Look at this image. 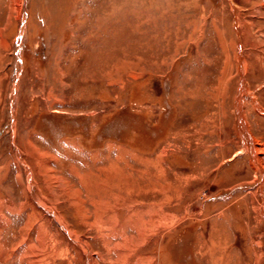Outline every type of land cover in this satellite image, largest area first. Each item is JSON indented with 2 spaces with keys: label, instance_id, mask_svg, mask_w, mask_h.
<instances>
[{
  "label": "rangeland",
  "instance_id": "374dc122",
  "mask_svg": "<svg viewBox=\"0 0 264 264\" xmlns=\"http://www.w3.org/2000/svg\"><path fill=\"white\" fill-rule=\"evenodd\" d=\"M263 183L264 0H0V264H264Z\"/></svg>",
  "mask_w": 264,
  "mask_h": 264
},
{
  "label": "crops",
  "instance_id": "0c3cea01",
  "mask_svg": "<svg viewBox=\"0 0 264 264\" xmlns=\"http://www.w3.org/2000/svg\"><path fill=\"white\" fill-rule=\"evenodd\" d=\"M245 148H246V146H245ZM241 149L242 150H238L235 154L246 152L245 149H243V148H241ZM246 153L249 155V152H246ZM133 160L136 163H139V164L141 163V165L146 167V170L142 169V171H143L142 174L149 173L150 171H148V169L153 168V165H154V159L153 158H144L143 156L142 157L137 156V154H133ZM150 177L151 176L149 175L147 178L150 179ZM117 184H118V187H120L121 183H117ZM27 185L30 186L29 184H27ZM123 186H126L127 189L131 188V190L128 189L126 191V193H130L132 195V197H138V198L141 196L147 197L149 202L146 203L147 206H145V211H143L144 213L146 212L145 214L139 213V214H141V215H139L133 211L131 213H127V215H125V217H122V219L119 223V227L121 230V232L119 234L123 235L125 233L122 230L126 226L130 227L131 229H134L135 232H133V233H135L138 236H141V235L143 236V235H148V234H149V236H153V235L162 236V235H165L169 229H173L172 228V226H173L172 221H170L171 216L168 214V209L171 206V202H170L171 198L168 195L170 185L168 183L161 184V188L159 189V194H161L163 197H161L160 195H159V197L156 196V192H155L156 188L154 187L155 186L154 183H150V182L149 183H125V185H123ZM263 186H264V183L261 187L263 188ZM141 201L142 202L140 204L144 205V203H145V202H143L144 200H141ZM178 204H179V202L177 204H175V206H174L176 209H179V206H177ZM39 206H41V205H39ZM122 210H125V208ZM115 212L116 213H115L113 219L117 222L119 220V215L117 214V211H115ZM182 217H183L182 214H180L179 217H176L175 221H177V222L175 224H178L179 223L178 221H181ZM148 218H149V220L153 219L150 223V229L148 228L149 231L151 230L150 233H149V231H145V228H141V225H143V224L145 225L146 221H148L147 220ZM158 218H159V220H157ZM141 219H143V220H141ZM163 219H164V221H163ZM157 223H158V225H157ZM153 224H154V226H153ZM66 232H67V230H66ZM67 235L70 236L68 234V232H67Z\"/></svg>",
  "mask_w": 264,
  "mask_h": 264
},
{
  "label": "bare ground",
  "instance_id": "6f19581e",
  "mask_svg": "<svg viewBox=\"0 0 264 264\" xmlns=\"http://www.w3.org/2000/svg\"><path fill=\"white\" fill-rule=\"evenodd\" d=\"M20 6V5H19ZM19 8V7H18ZM21 39V38H20ZM20 39L18 40L19 42H18V48H19V50L18 51H20V53H21V48H22V46H21V42H20ZM242 91V90H241ZM243 92H245L244 91V89H243ZM243 94V93H242ZM244 95V94H243ZM238 98H239V96H238ZM240 102V100H238V103ZM241 105V104H240ZM240 108V106L238 105V109ZM240 131H241V135H242V137L244 138V146H246V149H249L250 150V143H251V140H250V138H249V136L247 135V132H246V130H245V128H244V125L243 124H241V126H240ZM166 190V189H165ZM166 201V200H165ZM166 216V215H165ZM164 218V217H163ZM166 218V217H165ZM157 220H159V218L157 219ZM163 221H164V219H163ZM151 222V221H150ZM166 222V221H165ZM138 223V222H137ZM164 223V222H163ZM157 225H158V223H157ZM133 226V225H132ZM153 226H154V224H153ZM162 226V225H161ZM137 227V226H136ZM156 228V227H155ZM158 228V227H157ZM150 229V228H149ZM153 230V229H152ZM168 230V229H167ZM140 231V230H139ZM151 231V230H150ZM150 231H149V233H150ZM171 230L169 229L167 232H170ZM142 232V231H141ZM140 232V233H141ZM145 234V233H144ZM149 235V234H148ZM149 237V236H148ZM162 240V239H161ZM164 252V251H163ZM165 253V258L167 257V251H165L164 252ZM171 254V253H170ZM170 254H169V256H170ZM167 259V258H166ZM164 263V262H163ZM166 264H169V263H167V261H166Z\"/></svg>",
  "mask_w": 264,
  "mask_h": 264
},
{
  "label": "water",
  "instance_id": "95a60500",
  "mask_svg": "<svg viewBox=\"0 0 264 264\" xmlns=\"http://www.w3.org/2000/svg\"><path fill=\"white\" fill-rule=\"evenodd\" d=\"M18 54H19V51H18Z\"/></svg>",
  "mask_w": 264,
  "mask_h": 264
}]
</instances>
